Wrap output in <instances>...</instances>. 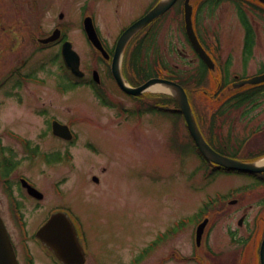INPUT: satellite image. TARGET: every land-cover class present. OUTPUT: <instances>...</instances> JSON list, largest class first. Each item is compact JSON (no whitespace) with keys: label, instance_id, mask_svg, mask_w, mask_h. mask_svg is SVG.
<instances>
[{"label":"rangeland","instance_id":"rangeland-1","mask_svg":"<svg viewBox=\"0 0 264 264\" xmlns=\"http://www.w3.org/2000/svg\"><path fill=\"white\" fill-rule=\"evenodd\" d=\"M150 1L119 0L118 4L108 1L88 11L94 16L103 37L107 42H111L122 25L139 16ZM237 1L252 23L255 33L252 55L246 63L242 52V25L236 5L228 0L214 7L212 12L209 9L210 4L205 8L197 4L195 8V26L219 67V70H214L207 76L201 87L196 88L188 83L190 80L195 81L199 70L195 55L185 38L180 6L158 21L155 26V40L145 57L148 67L151 66L161 75L166 74L165 70L174 73L176 71L178 78L188 85L186 89L190 93L191 104L205 137L209 138L215 133L217 138L221 137V142L227 139L233 147L242 143L250 129H256L264 122V96L228 112L227 117L216 116H220V111L224 110L221 103L228 94V90L222 94L215 93L217 78H220L221 72L225 77L224 81L229 82L233 75L245 79L264 70V10L252 0ZM4 2V11L9 15L13 11L8 5L10 0ZM45 3L48 6L44 13L43 0L37 6V25L47 30L55 23H63L66 35L81 57L82 68L90 71L94 66L95 53L80 33V7L84 0H46ZM61 11L64 17L59 20L57 17ZM40 15L42 17H39ZM240 19L244 27L241 15ZM26 23L29 25L28 21ZM18 28L20 32H24V29ZM131 46L124 55V70ZM33 63L37 83L28 89V103L34 108L5 105L3 112H8L7 117L13 118L14 121L0 120V127L17 130L36 144V135L44 128L43 118H40L38 113L43 107H48L49 110L44 111H49L52 117L57 116L70 124L77 139L72 145L61 147L59 142L45 135V128L42 131L43 137L49 138L41 142L43 150L60 151L64 155L61 157L60 153H56L45 159L39 156L37 162L32 165L21 164L10 176V180H16L18 175L29 177L45 194L48 203L51 201L50 204L54 206L61 204L71 209L84 228L90 254L86 264H128L138 257L139 251L156 235V231L170 230L175 224L181 223L183 218L186 220L182 221V230L173 236H167L166 241L163 240L155 251L137 264H160L173 250H177L180 255L191 256L190 237L197 224L192 215L203 210L205 205H210L209 197L214 200L217 194L228 193L233 188L240 189L237 192L244 195L246 200L241 204L227 205L231 208L229 216L216 217L215 220L212 217L214 226L210 229L207 240L212 251L217 254L228 255L230 250L234 249L226 236V228L231 221L234 225L240 208L256 209L262 205L260 200L264 198V189L246 193L242 190L245 184L250 187L256 184L251 185L248 183L249 178L240 174L227 176L215 173L209 176L208 170L202 166L203 160L201 161L195 150L190 147L182 120L177 119L174 129H171L173 125L170 116L165 117L148 111L143 114L133 113L139 109L138 102L124 97L107 79L106 96L112 106L110 108L102 106L90 88L70 89L69 79L61 74L51 52L36 53ZM61 78L63 84L65 83L62 87L64 92L58 89L57 81ZM220 80L222 82L221 78ZM38 81L46 83L39 84ZM145 93V100L153 103L152 105H166L172 108V103L165 101L164 97L167 95L151 91ZM123 112L129 113V121L125 119L126 115H122ZM28 119L27 123L25 121L26 127L15 123V120L22 122ZM175 138L181 141L179 145L172 144ZM182 140H187V144L183 145ZM12 142L18 149L17 142ZM89 142H94L98 150L89 147ZM263 146L261 140H252L242 150V154L245 156L256 153V150ZM223 152L230 156L236 155L229 151ZM20 156L21 152H17L18 159ZM0 169L4 174L8 169L3 166L1 157ZM92 176L101 177L99 186L93 183ZM60 179L65 180L64 183L60 182ZM1 182L2 179V208L4 205L1 203L7 200ZM57 182L61 186L62 194L55 197L52 187ZM30 210L26 209L25 214L29 221V232H32L36 224L46 218V209L35 212ZM19 233L13 232L14 237L17 234L20 236ZM203 240H206V237H203ZM34 250L40 249L35 246ZM175 261L170 259L164 264H180ZM34 264H49V261L38 255Z\"/></svg>","mask_w":264,"mask_h":264},{"label":"flooded vegetation","instance_id":"flooded-vegetation-1","mask_svg":"<svg viewBox=\"0 0 264 264\" xmlns=\"http://www.w3.org/2000/svg\"><path fill=\"white\" fill-rule=\"evenodd\" d=\"M5 0H0V120H12L13 118H8L7 114L3 112L4 106L7 104H15V106L19 107L20 105H24L26 108H34L28 103V99L30 96L28 95V89L30 87H34L37 83V78L35 76L36 70L33 62V59L36 53H43V52H51L54 57V63L59 67L61 74H64L66 78L69 79V86L70 89H81V88H90V90L96 94L97 100L99 103L108 104V97L106 96V87L107 81L111 82L114 87L120 92L124 97H127L131 100L141 102L142 111H147L146 101L147 95L145 94L141 98H132L125 93H123L117 86L114 77L111 72V62L114 55V48L119 36L122 32L130 26L132 23L136 22L140 18L144 17L147 12L151 8L155 6V4L159 0H151L148 7L144 9V11L137 17L132 18L130 22L119 29L117 35L111 42H107V39L103 37V33H101V29L97 26L95 22L94 16L89 13L88 9L95 8L102 2L113 1L115 3H119V0H84V4L80 7V19H81V26H80V33L82 37L85 39L87 45L90 47L91 51L94 52L95 61L94 66L91 68L90 71L84 70L82 68L81 57L80 59V70L82 71L83 75L78 78L74 76L68 68L65 66L61 51L65 42H70L72 49H74L73 42L69 39L64 31L63 23H55V25L50 29H43L40 25H37L36 20V10L37 6L41 3V0H10L8 5L13 8V11L8 15L7 12L4 11L5 9ZM184 1V0H183ZM183 1L178 0L175 5L172 7L174 9L179 8L181 2ZM44 2V11L48 4H46V0ZM115 8V6H114ZM170 9L167 13L156 18L151 22L150 25L154 23H158L160 19H162L165 15H167L173 9ZM86 12V13H85ZM116 12V9H115ZM13 13V16L11 14ZM42 13V15H43ZM59 14V13H58ZM84 14V15H83ZM40 15L39 17H42ZM64 17V13L62 11L58 15V19L62 20ZM86 17H91L93 24L95 26L97 35L100 39L101 45L104 48L106 55H102L101 52L96 50L92 44L87 40L86 34L84 33L83 22ZM28 21V24L26 23ZM251 24V34L255 37L254 29ZM32 25V27H31ZM35 25V26H34ZM154 25V31H155ZM24 29V32H20L19 28ZM148 27V26H147ZM243 29V39L246 36V30L242 26ZM56 30V31H55ZM56 32V33H55ZM55 35V40L52 42L45 43L46 39H49L52 35ZM138 37V35L134 36L133 39ZM132 39V40H133ZM255 39V38H254ZM131 40V41H132ZM129 42V46H126L128 49L131 45H133L135 41ZM131 43V44H130ZM133 43V44H132ZM146 47V42L144 41V48ZM125 49V50H126ZM75 50V49H74ZM77 53V50H75ZM78 54V53H77ZM79 55V54H78ZM197 62H201L199 58H196ZM201 64V63H200ZM62 76V75H61ZM60 76V77H61ZM122 76L124 80H126V75H124V71L122 69ZM234 78H236L234 76ZM58 82V89L61 92H64L65 83L63 84L62 78L59 79ZM39 84H44L45 81H38ZM189 96V95H188ZM190 100V99H189ZM242 99L234 98V100H226L224 104L226 107H223L224 110L220 112V116L216 115L217 118H224L227 117V113L234 110L239 109L245 105H240L242 103ZM191 102V101H190ZM247 102H244L246 104ZM223 104V103H222ZM192 106V105H191ZM49 108L43 107V110L38 113L40 118H43L44 121V128H41L39 135H36V140L38 143H34L31 140L29 141L25 134L20 133L19 131H15L8 127H0V157L1 162L6 170V173L1 171L0 174L2 175L0 179H2L1 185L3 194H5L7 202L1 203L4 205L2 208L0 207V216L3 219V222L10 232L12 246L16 253V257L19 264H34L36 260V256L40 255L42 258L45 257V260L49 261V264H66V263H79L83 262L86 263L88 256V248L86 245V238L84 234V228L79 219L73 214L71 209L64 205H56L50 204L51 201H47L45 198V194L39 189V187L32 181L31 178L18 175L16 180L11 181L10 176L15 173L16 169L21 165L26 163L27 165H32L36 163L37 158L39 156H43L42 158L50 157L49 155L60 153V151H46L43 150V145L41 142L46 138H52L53 140L59 142L60 146H68L69 144L72 145V142H75L77 139L74 130L71 129L67 123L63 122L57 116L52 117L51 113L48 111L47 113L44 111ZM172 113L177 116L180 115V112L177 106H172ZM226 109V110H225ZM158 108L155 111H151L152 114H157ZM121 113V112H119ZM14 114V112H13ZM122 115H126L125 119L129 121V113L123 112ZM13 117V116H12ZM225 117V118H226ZM14 121V120H12ZM25 121L27 123L28 120H24L20 122V120H15L16 124H21L23 127H26ZM53 121H57L62 125H67L72 133V138L67 141L61 137H58L54 134L53 131ZM19 122V123H18ZM45 135H49L43 137V130H45ZM230 131V130H229ZM23 134V135H21ZM250 136H255L253 139L255 141L261 140V143H264V122L262 126H259L256 129H250L249 132L246 134L245 138L242 139V143H246ZM13 140H15L18 144L17 147L13 146ZM244 140V141H243ZM213 144H211L218 152L223 155L230 156L223 151L232 152V150L237 149L239 145H235L233 147L229 141L226 139L221 142V137L217 138L214 136L212 140ZM44 144V143H43ZM94 147V142H89V147ZM264 147V146H263ZM261 148H259L260 150ZM258 150V152H260ZM17 152H21V156L17 158ZM257 152V153H258ZM233 153V152H232ZM64 154H61V157ZM255 156L257 154H254ZM237 156H230L231 158H238ZM242 158H251L252 156H241ZM40 158V157H39ZM249 160V159H243ZM36 161V162H35ZM46 161V160H45ZM48 161V160H47ZM67 161V160H66ZM49 162V161H48ZM45 165V164H44ZM51 166V165H50ZM49 167V166H48ZM255 182L260 183V187L264 188V175L253 176L251 178ZM25 180L28 184L34 188H36L39 193L29 192L27 187L22 184V181ZM94 184L99 186L101 184V177L92 176ZM60 182L64 183L65 180H59ZM52 194L55 197L61 196L62 189L60 184L54 183L52 187ZM51 188V189H52ZM52 195V196H53ZM236 198H230L227 200L228 205H237L245 202V197H240V194H237ZM55 198H51L53 200ZM232 201H235V204H231ZM262 205L258 208H250V207H243L240 208V214L235 220L234 225L230 222V225L226 228V236L230 243L233 244L234 249L230 250L229 254L226 255L225 253H216L212 251L210 244L208 243V236L210 235V229L214 226L212 222V217H227L231 212V208H228L227 205L221 208L212 209L211 212L207 216V226L204 231V236L206 240H203L197 245L195 241V229L191 234V241H190V249L192 252L191 256L180 255L177 250H173L171 254L167 257H164L160 264H164L165 261L170 259H175L178 261L177 263L183 264H263L264 254H262V245L264 242V198L260 200ZM26 209H31L32 211H39L46 209L45 219L41 220L32 232H29V225L27 216L25 214ZM30 210V211H31ZM56 212L67 213L73 221L75 226L77 236H78V253L80 257H78L73 251L69 255H61V252L56 250L51 244H44L40 240L35 237L36 231L48 220V218ZM254 212V213H253ZM231 214V213H230ZM209 227V228H208ZM179 230H165V231H156L155 236L152 237L143 248L140 250V253L144 255V258L148 257L153 251H155L159 244L164 240L168 239V232H171V235H175ZM13 232H20L22 233L20 236L13 235ZM19 233V234H20ZM38 247L40 250L35 251L34 247ZM232 248V247H231ZM63 257L61 258L58 253ZM71 251V250H70ZM77 253V252H76ZM84 253H85V260H84ZM182 254V253H181ZM175 261V262H176ZM132 261H129L128 264H131Z\"/></svg>","mask_w":264,"mask_h":264},{"label":"water","instance_id":"water-1","mask_svg":"<svg viewBox=\"0 0 264 264\" xmlns=\"http://www.w3.org/2000/svg\"><path fill=\"white\" fill-rule=\"evenodd\" d=\"M175 1L176 0H161L146 16H144L143 18L135 22L133 25H131L119 37L116 47H115L114 57L112 61V68H111L113 77L117 85L125 93L132 95V96H140L144 92L148 91L149 88L155 85L166 89L167 92L177 102L181 112L183 113V116H184V119H185L190 135L192 136L199 152L203 155V157L207 161L214 163L218 166L224 167L226 169L234 170V171H241V172H247V173L264 172V165H260L259 163H243V162H238L235 160L225 158L217 154L216 152H214L206 144V142L204 141L203 137L201 136L197 128L196 122L194 120L193 114L191 112V109H190V106L187 100V96L183 88L179 86L178 84L172 81H168V80L153 78V79L148 80L146 83H144L143 85L139 87L132 88V87H128L123 82L121 72H120V61H121V56H122V53H123V50L126 44L139 30H141L152 20H154L155 18H157L158 16L166 12L175 3ZM257 1L264 4V0H257ZM188 2L189 0H185V4H184L185 31H186L187 37L189 41L191 42L195 51L206 62V64L211 67L210 60L205 55L204 51L199 45L195 37V34L193 32L192 24H191V6L188 4ZM84 27H85V32L88 36V39L91 41V43L96 48H99L103 51L90 18H87L85 20ZM50 40H52V38ZM63 57L65 59L67 66L71 69V71L75 75H79L78 74L79 73L78 57L75 54V52L71 50L69 44H67L63 49ZM262 82H264V74L257 76V77H253L245 81H241L239 83H236L234 86L239 87L245 84L253 85V84H258ZM54 128H55V133L61 136L66 137L69 134L65 127L59 126L58 124H55ZM206 223L207 222L205 221L198 227L197 240H200ZM37 237L41 239L43 242H45L46 244H51L56 250L61 252V255L63 254L69 255L73 251V253H75L78 257H80V254L78 253V249H77L78 244L76 241L75 232L69 220L62 214L54 215L47 222V224L37 233ZM262 254H264V242L262 245ZM58 255L61 258H63L59 253ZM82 263L83 262L66 263V264H82ZM0 264H17L14 253L10 246L7 234L5 232V229L2 225L1 220H0ZM263 264H264V260H263Z\"/></svg>","mask_w":264,"mask_h":264},{"label":"trees","instance_id":"trees-1","mask_svg":"<svg viewBox=\"0 0 264 264\" xmlns=\"http://www.w3.org/2000/svg\"><path fill=\"white\" fill-rule=\"evenodd\" d=\"M224 0H210V3L214 4L215 2H221ZM148 34H152L151 32H148ZM151 37H149L147 34L141 38L136 39L135 43L131 46V49L129 51V55L126 58L125 62V70L128 75L129 82L133 85H139L143 83L147 78L151 76V70H145L141 64V58H142V50L144 47V41H148ZM152 39V38H151ZM151 41V40H150ZM252 41L250 40V37H247L246 39V53H250V47H251ZM201 81H197V85H199ZM264 91V86H254L250 88V90L245 91L242 94H237L236 98L242 99L241 101H250L257 95L261 94ZM165 98V97H164ZM167 97L165 98V101ZM172 101V100H171ZM165 107V106H164Z\"/></svg>","mask_w":264,"mask_h":264},{"label":"bare ground","instance_id":"bare-ground-1","mask_svg":"<svg viewBox=\"0 0 264 264\" xmlns=\"http://www.w3.org/2000/svg\"><path fill=\"white\" fill-rule=\"evenodd\" d=\"M148 91L154 92V93H167V90L160 87V86H153L151 88H149ZM260 164H264V161L261 162Z\"/></svg>","mask_w":264,"mask_h":264}]
</instances>
